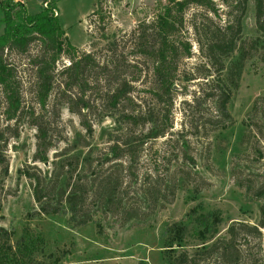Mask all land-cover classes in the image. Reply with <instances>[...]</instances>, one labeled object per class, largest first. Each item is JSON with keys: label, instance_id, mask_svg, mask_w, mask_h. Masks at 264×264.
Masks as SVG:
<instances>
[{"label": "rangeland", "instance_id": "obj_1", "mask_svg": "<svg viewBox=\"0 0 264 264\" xmlns=\"http://www.w3.org/2000/svg\"><path fill=\"white\" fill-rule=\"evenodd\" d=\"M93 1L57 0V18L73 45L87 49L92 40L100 60L106 58L108 41H114L116 48L130 58V31L167 3V0H101L92 6ZM212 2V8L190 4L184 10L177 35L189 48L188 53L181 52L176 61L172 105L167 113L170 127L163 135L143 139L134 160L136 180H130L122 191L123 198L136 206L138 215L121 221L119 215L95 211L91 219L72 225L65 211L42 213L36 210L29 180L18 169L26 164L36 165L41 171L50 169L52 159L73 151L67 147L77 131L82 135L83 127L78 116L66 107H61L57 115L47 117L53 134L45 162L31 160L35 129L25 117L18 121L17 136H9L2 130L5 138L0 140V225L10 231L12 243L21 233L25 241L33 238L38 257H58L53 264H136L138 259L145 264H167L168 252L162 246L165 229L172 221L185 219L193 205L200 204L203 211L217 209L220 215L217 237H226L225 228L232 221L257 223L263 196L254 195L253 186L264 177V63L256 54L249 56L242 64L236 86L229 88L224 80L225 68H221L227 64V58L215 54L208 59L203 43L219 34L216 28L222 30L226 23H232L228 34L232 32L236 45L260 33L254 28L252 0H242L240 4L235 0ZM25 6L33 12L40 8L36 0H25ZM236 18L238 24L234 21ZM1 27L2 23L0 31ZM33 42L36 45L31 44L30 51L38 45L36 40ZM6 56L16 63L20 75L31 76L26 56L14 52ZM61 58L66 61L64 56ZM141 59L144 61L139 65L140 76L132 84L133 103L122 99L111 107L106 95L102 98L97 90L89 96L97 122H92L93 133L88 142L92 146L91 163L96 164L97 155V167H90L86 171L88 176L92 174L91 169L106 172L107 165L114 161L98 166V161L109 155L107 146L111 139H119L124 131L120 113L126 107L148 108L161 122L165 121V106L149 91L153 84L149 59ZM120 67L108 76V86L117 84L115 77L119 72L117 79L130 77L128 67ZM107 80L99 84L104 87ZM224 87L228 91L223 106L228 119L222 118L211 98ZM24 97H28L27 93ZM2 108L0 96V130L6 122ZM229 121L225 128L220 127ZM120 127L123 130H118ZM83 151L84 147L80 153ZM57 153L60 155H55ZM121 174H126L125 169L122 168ZM172 174L179 179L173 194L166 183V180L171 181ZM153 177L159 178V191L164 198L157 199L150 207L146 189L136 187L141 180L149 181ZM259 230V233L246 234L242 247L264 249V229ZM2 239L0 237V243ZM198 245L187 242L180 247L191 250Z\"/></svg>", "mask_w": 264, "mask_h": 264}, {"label": "trees", "instance_id": "obj_2", "mask_svg": "<svg viewBox=\"0 0 264 264\" xmlns=\"http://www.w3.org/2000/svg\"><path fill=\"white\" fill-rule=\"evenodd\" d=\"M241 1L235 0V3L240 4ZM56 2L57 0H48L46 6L29 12L18 0H0V96L3 101L1 113L6 121L0 130V140L5 138L2 130L9 136H17L18 121L25 117L26 122L35 129L31 160L45 162L52 146L53 134L47 117L57 115L61 107H66L78 116L79 124L83 127L82 135L77 131L67 147L73 151L52 159L50 169L41 171L36 165L29 164L18 169L29 180L32 196L37 204L36 210L42 213L65 211L72 225L91 219L95 211L119 215L121 221H125L138 215L136 206L129 204L122 196L124 185L127 187L129 181H135L137 177L134 171L136 152L143 139L163 135L170 127L167 113L172 105L176 61L179 54H187L189 48V44L177 35L184 10L190 4L212 8L213 2L167 0L161 11L147 21L139 22L130 31V58L125 57L122 49L116 48L114 41H108L105 60L102 57L99 59L92 40L88 42L87 49L77 47L69 41L65 29L58 22ZM100 2L101 0H94L92 6ZM252 5L254 28L261 35L256 34L236 45L232 32L228 34L232 23H226L222 30L216 28L220 31L219 34L203 43L208 59L215 54L227 58V64L221 68H225L224 80L229 88L236 86L242 64L249 56L256 54L264 63V0H252ZM236 19L234 21L238 24V18ZM35 40L38 45L30 51ZM9 52L26 56V64L31 70L30 77L20 75L16 63L6 56ZM62 56L66 61H61ZM142 57L149 59L153 81L149 91L157 102H162L165 106V121L161 122L158 115L148 108L126 107L120 113L124 131L119 139H111L107 146L109 155L98 161V166L101 167L103 162L109 160L114 161L107 165L106 172L97 173V169H91L92 174L88 176L86 171L90 167H97V155L94 157L96 164L91 163L92 146L88 142V137L93 133L92 122H97V114L92 111L93 103L89 96L97 90L102 98L106 95L111 107L122 99L126 103H133L135 97L131 93L134 86L132 84L140 76L139 65L144 61ZM122 65L128 67L130 77L117 79L121 75L119 72L115 77L117 84L108 86V76ZM105 80L107 83L103 87L99 83ZM219 89L218 93H211V98L222 118L228 119L229 114L223 107L228 91L224 90L226 87ZM26 93L27 98L24 97ZM186 104L189 105L188 102ZM229 123L230 121L222 123L220 127L225 128ZM118 130L123 129L120 127ZM83 147L84 151L80 153ZM122 168L125 169V175L121 174ZM3 170L5 172L6 168ZM171 178L166 183L173 194L179 179L175 178V174ZM151 179L141 180L136 188L142 191L146 189L150 198L147 205L153 207L157 199H163L164 195L159 191V178ZM257 184L253 186V194L262 195L263 199L258 206L256 224L232 221L225 228L226 237H217L215 235L220 222L217 209L203 211L200 204L193 205L185 219L169 223L162 240V246L168 252L167 264H264L262 247L241 245L246 242V234L259 233L260 227L264 229V177ZM9 232L0 225V237L3 238L0 243V264H53L57 261V256L52 259L38 257V249L33 247L34 239L25 241L21 237L22 233L12 243ZM187 242L200 245L191 250L180 247ZM136 264L145 263L138 259Z\"/></svg>", "mask_w": 264, "mask_h": 264}, {"label": "built area", "instance_id": "obj_3", "mask_svg": "<svg viewBox=\"0 0 264 264\" xmlns=\"http://www.w3.org/2000/svg\"><path fill=\"white\" fill-rule=\"evenodd\" d=\"M20 1V0H18ZM40 6H46L48 0H36ZM21 2V1H20Z\"/></svg>", "mask_w": 264, "mask_h": 264}, {"label": "crops", "instance_id": "obj_4", "mask_svg": "<svg viewBox=\"0 0 264 264\" xmlns=\"http://www.w3.org/2000/svg\"><path fill=\"white\" fill-rule=\"evenodd\" d=\"M23 4H24V6H25V0H20ZM26 7V6H25ZM29 11V10H28ZM29 12H33V11H29Z\"/></svg>", "mask_w": 264, "mask_h": 264}, {"label": "water", "instance_id": "obj_5", "mask_svg": "<svg viewBox=\"0 0 264 264\" xmlns=\"http://www.w3.org/2000/svg\"><path fill=\"white\" fill-rule=\"evenodd\" d=\"M173 86H175V84H173Z\"/></svg>", "mask_w": 264, "mask_h": 264}]
</instances>
